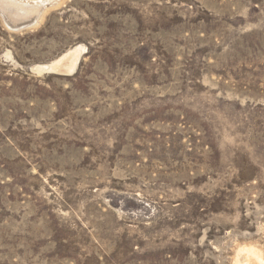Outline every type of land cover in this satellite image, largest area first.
<instances>
[{"label":"rangeland","instance_id":"1","mask_svg":"<svg viewBox=\"0 0 264 264\" xmlns=\"http://www.w3.org/2000/svg\"><path fill=\"white\" fill-rule=\"evenodd\" d=\"M43 11L0 13V264H264V0Z\"/></svg>","mask_w":264,"mask_h":264},{"label":"bare ground","instance_id":"2","mask_svg":"<svg viewBox=\"0 0 264 264\" xmlns=\"http://www.w3.org/2000/svg\"><path fill=\"white\" fill-rule=\"evenodd\" d=\"M58 0H40V2L26 0H0V13L9 26L19 27L35 23L45 7L55 4ZM6 2V5H4ZM44 12V11H43ZM62 63V64H61ZM75 53L64 54L54 63L52 68L61 66V71H68L76 66Z\"/></svg>","mask_w":264,"mask_h":264},{"label":"water","instance_id":"3","mask_svg":"<svg viewBox=\"0 0 264 264\" xmlns=\"http://www.w3.org/2000/svg\"><path fill=\"white\" fill-rule=\"evenodd\" d=\"M36 23H38V21L35 22V23H30V24H26V25L19 26L18 28H27V27H30L32 25H35ZM10 27H12L14 29H18L17 27H13V26H10Z\"/></svg>","mask_w":264,"mask_h":264}]
</instances>
